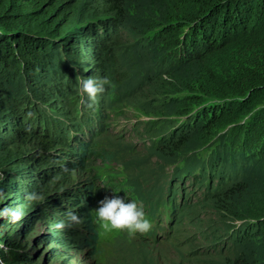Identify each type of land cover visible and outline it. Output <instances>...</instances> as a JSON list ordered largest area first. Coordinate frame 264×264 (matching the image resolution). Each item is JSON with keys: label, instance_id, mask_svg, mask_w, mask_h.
I'll return each instance as SVG.
<instances>
[{"label": "trees", "instance_id": "trees-1", "mask_svg": "<svg viewBox=\"0 0 264 264\" xmlns=\"http://www.w3.org/2000/svg\"><path fill=\"white\" fill-rule=\"evenodd\" d=\"M93 2L98 8L87 17L80 0H0V212L25 213L19 221L0 216V262L31 264L49 232L53 243L98 244L89 209L95 182L70 179L89 170L92 140L107 130V119L98 118L105 98L114 101L113 84L133 72L149 86L146 104L135 108L167 118L148 125L161 136L158 152L173 161L169 194L181 195L184 178L191 184L203 170L209 180L217 174L232 183L211 207L232 220L230 238L249 243L252 253L231 257L235 264H256L264 246V193L257 190L264 183V0ZM90 76L109 80L94 101L80 91ZM249 166L256 171L247 174ZM247 188L257 193L235 198ZM72 212L84 228H57ZM34 221L53 230L35 236L29 250L20 238Z\"/></svg>", "mask_w": 264, "mask_h": 264}, {"label": "rangeland", "instance_id": "rangeland-1", "mask_svg": "<svg viewBox=\"0 0 264 264\" xmlns=\"http://www.w3.org/2000/svg\"><path fill=\"white\" fill-rule=\"evenodd\" d=\"M155 4L156 8L157 2ZM97 6L93 0H80L78 11L81 15L89 17L95 14L94 10L98 8ZM156 18L161 19L159 14ZM139 53L136 52V56L140 57L141 53ZM73 66L79 70H83L84 67L80 62H76ZM125 70L127 71V68ZM129 74L126 81L113 84L117 89L116 99L113 101L112 95H107L105 98L102 108L105 116L99 115L98 118L101 121L107 119L103 128L107 130L96 133L97 137L92 140L93 162L89 170L84 175L74 173L70 179L76 182L75 180L79 181L87 177L90 183L95 182L94 187L97 191L89 209L91 221L95 224L98 244L94 249H88L79 239H77L79 243L75 245L71 243L72 241L53 243L56 234L54 236V233L49 232L48 239L37 243L39 248L32 251L33 258H29L27 262L31 264H235L231 257L245 252L252 253L248 247L249 243L230 238L231 232L226 225L232 220L220 212L219 215L214 214L211 207L217 191L228 188L232 183L224 177H217V174L208 180L209 175L205 170L198 175L194 173L193 175L199 178H194L191 184L188 181L189 176L184 178L187 183L183 184L181 195L170 194L175 201L177 212L174 221H178V226L175 228L176 233L168 240L160 232L149 240L138 233L130 235L125 230L105 229L96 221L94 209L98 206V202L112 195L121 196L126 200H136L150 218L157 213V207L163 208L166 207V202L170 203L168 194L176 183L172 181L175 175L172 173L173 165L170 166L173 162L172 158L163 157L158 152V143L162 142L161 136H155L154 131H151L152 126L148 125V122H152L153 126L159 122L163 125L162 121H167V118L144 116L135 108V106L142 108V105L146 104L145 91H149V86H145L133 72ZM142 84L143 87L138 88ZM165 106H167L165 111L171 107L168 104ZM148 107L150 110L151 107ZM158 131L160 133L164 129ZM256 169L249 166L247 174ZM53 181L55 180H51V185H54ZM58 185H54V188ZM257 187L260 193H264V183H259ZM253 193L257 191L247 188L246 193L235 198L246 201ZM8 194L16 200H22L19 193L14 195L10 191ZM241 205L243 207L244 204ZM48 226L34 221L28 234L23 230L25 235L20 238V243L30 250L32 244L36 242L35 236L43 230H53ZM74 227L78 230L84 228L83 221L73 224L71 228ZM73 239L75 240L76 237ZM185 240L191 243L184 244ZM255 256L256 264H264V246L262 249H257ZM248 259L245 264H248Z\"/></svg>", "mask_w": 264, "mask_h": 264}, {"label": "clouds", "instance_id": "clouds-1", "mask_svg": "<svg viewBox=\"0 0 264 264\" xmlns=\"http://www.w3.org/2000/svg\"><path fill=\"white\" fill-rule=\"evenodd\" d=\"M109 84L107 76L103 77H87L81 78L80 91L85 95L89 101H94L98 94L105 91V86ZM29 199H42L38 193H30ZM11 213L16 220H22L25 213L20 210L5 209L0 212V216H7ZM96 221L105 229L109 230H125L130 235L136 233H147L152 228L151 220L146 216L142 205L138 204L136 200L112 195L106 196L98 202V206L94 209ZM81 217L75 213H69L67 220L60 221L56 227L64 229L65 227H72L73 224L81 223ZM2 264V262H0Z\"/></svg>", "mask_w": 264, "mask_h": 264}]
</instances>
